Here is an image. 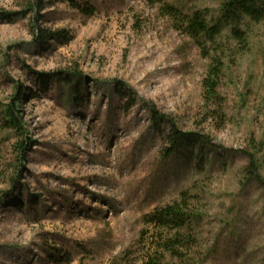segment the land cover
Here are the masks:
<instances>
[{"label": "rangeland", "instance_id": "1", "mask_svg": "<svg viewBox=\"0 0 264 264\" xmlns=\"http://www.w3.org/2000/svg\"><path fill=\"white\" fill-rule=\"evenodd\" d=\"M227 1L0 0V264H142L184 192L195 240L163 264H264V19L204 52L167 10Z\"/></svg>", "mask_w": 264, "mask_h": 264}, {"label": "trees", "instance_id": "2", "mask_svg": "<svg viewBox=\"0 0 264 264\" xmlns=\"http://www.w3.org/2000/svg\"><path fill=\"white\" fill-rule=\"evenodd\" d=\"M259 0H228L222 7L221 20L217 23L209 22L205 14L195 13L193 16L182 15L176 8H168V14L179 22L180 31L190 37L204 52L207 44H216V39L220 36L226 26L232 27V34L240 41L245 38L238 29L242 16H247L253 20L264 19V7L258 4ZM216 63V64H215ZM214 65L210 68L207 78L203 81L204 98L207 103L217 100V88L221 74L222 60L215 59ZM155 115V119H159ZM6 122L16 130H21V125L16 114L11 108L6 111ZM187 137L174 129L173 135L169 137L172 146L178 147L179 143L185 141ZM20 151L26 148V141H21L18 145ZM190 193L184 192L172 204L157 208L147 218V223L159 230L156 237V243L162 253L156 256H150L142 264H163V256L169 255L171 258L184 259L183 253L194 242L195 236L188 232L191 219L194 217L190 213ZM162 256V257H161ZM188 264V261L187 263Z\"/></svg>", "mask_w": 264, "mask_h": 264}]
</instances>
